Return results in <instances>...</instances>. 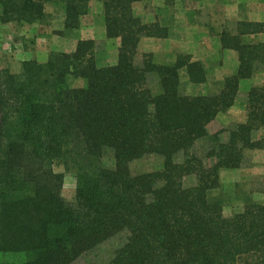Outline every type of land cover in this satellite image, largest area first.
<instances>
[{"label": "trees", "instance_id": "trees-1", "mask_svg": "<svg viewBox=\"0 0 264 264\" xmlns=\"http://www.w3.org/2000/svg\"><path fill=\"white\" fill-rule=\"evenodd\" d=\"M90 1L0 0V19L31 24L54 3L63 29L73 30ZM98 1L106 37L120 39L115 63L99 65L96 40L78 39L70 52L0 74V252L23 256L0 264H72L114 239L110 264H264V204L226 215L210 198L222 169L246 167L247 150H264V81L238 95L241 79L264 70V43L242 39L264 32V22L224 26L220 42L236 51V71L219 90L193 95L179 70L204 82L200 61L180 53L158 62L139 51L142 37L168 34L136 14L142 0ZM69 75L83 85L68 86ZM236 98L245 120L218 121ZM150 155L159 168L131 172V162ZM56 163L73 175L72 201Z\"/></svg>", "mask_w": 264, "mask_h": 264}, {"label": "rangeland", "instance_id": "rangeland-1", "mask_svg": "<svg viewBox=\"0 0 264 264\" xmlns=\"http://www.w3.org/2000/svg\"><path fill=\"white\" fill-rule=\"evenodd\" d=\"M213 0H186L180 7H174L173 3L166 4L167 11L158 7L157 0L139 1L135 4V12L149 8L160 16L167 14L169 21H174L177 17V10L190 11L191 16L182 15V22L187 23L185 29L179 27V31L175 32L174 36L180 38L177 48L172 49L175 42L169 38L165 39L167 45L163 42L158 44H146L144 41L138 46L139 51L147 52L154 47V58L158 62H171L179 53H188L187 50L192 51L196 57L204 58L205 62H201L203 67H207L210 74V80L206 88L214 87L216 81L215 75L218 69V62L215 61V48L211 40L205 39L202 35V30L205 31L211 28L208 36L214 37L218 30L224 26L233 27V21L226 22V15L218 11L212 3ZM181 2V1H180ZM198 5V8H197ZM152 7L154 8L152 10ZM192 9L196 13H191ZM63 8L60 4L46 3L45 17L43 20L34 21L31 24H20L16 22H3L0 19V74L7 71L11 74H20L22 71V63L28 59H35L39 62H45L52 52H70L75 48L78 39H93L96 40L97 46L95 57L99 65L112 64L117 59V48L120 43L118 37L105 40L99 38L103 33L104 23L101 12V3L98 0H91L89 10L80 19V26L77 29L69 30L63 29ZM1 14V9H0ZM186 20V21H185ZM190 20V21H189ZM189 22V23H188ZM229 22V23H228ZM189 26V27H188ZM184 30L187 36L182 34ZM188 31V33H187ZM213 34V35H212ZM199 37L200 40H190V36ZM214 39V38H213ZM174 43V44H172ZM168 46V47H167ZM167 47V52L166 48ZM164 48V49H163ZM165 50V51H164ZM186 50V51H185ZM208 51L210 53H208ZM228 59V58H227ZM215 61V62H214ZM218 61V60H217ZM230 62L227 63V68ZM182 77H184L182 75ZM184 83L187 81L182 80ZM81 78H76L72 75L67 77V85L70 87L83 85ZM185 86V85H184ZM203 84H191L186 88L187 92L196 93L204 90ZM242 112L241 109L236 108ZM228 111H222L219 114V119L225 121L229 117ZM107 164L112 163V157L108 153L103 157ZM161 159L158 156L150 155L142 159L135 160L130 163L129 167L132 173L150 171L159 168ZM250 161L245 168L250 167ZM54 170L64 174V181L62 186V196L68 201H72L74 197L75 180L71 172L66 171L62 164L56 163ZM254 172L244 170L243 174L239 176L223 175L221 185L210 191V198L219 200L223 206V212L226 215L242 212L244 206L249 203L264 204V169L262 167L253 168ZM241 173V172H239ZM251 176V177H250ZM258 179V180H255ZM117 240L106 241L88 251L84 255L76 259L72 264H110L109 253L112 243ZM21 253H6L0 252V263L5 261H18L22 258Z\"/></svg>", "mask_w": 264, "mask_h": 264}, {"label": "crops", "instance_id": "crops-1", "mask_svg": "<svg viewBox=\"0 0 264 264\" xmlns=\"http://www.w3.org/2000/svg\"><path fill=\"white\" fill-rule=\"evenodd\" d=\"M142 1H145V0H142ZM157 1L159 2L158 7L163 8L164 9L163 11H167V9H166L167 6H166V4H164V0H157ZM184 1H186V0H174L173 5H174V7H180V5H182ZM135 4H136V2L134 3V9H135ZM211 4L213 6H215L214 8H216L218 11H220L224 15H226V22L227 21H233L234 23L236 21L264 22V0H213ZM197 8H198V5H197ZM153 9L154 8L152 7V10ZM176 12H177L176 19L174 21H169V16L167 14L164 13L160 16L159 14H156L154 11H150L149 8L136 11V14H138L142 18L143 21H145V22L158 21L162 26H165L168 30V34L166 37H162V38L142 37L138 43V46L141 45V42H143V41L146 44L151 45V44H158L159 42L162 43V40L167 45V43L165 42V39L169 38L171 41L175 42V44L172 43V44H174L172 46V49L177 48L178 44L180 42V38L179 37L177 38L176 36H174V34H175V32L179 31L180 26H181L180 29L181 28L185 29V27L187 26L186 25L187 23L182 22V20H183L182 15H188L190 17L191 14H190V11H188V10H184V11L182 10L180 12V9H178ZM194 12L196 13V11H194V9H192L191 13H194ZM222 29H220L216 33H214V34H216V36L214 35V37L208 36L211 33V32H209L211 30V28L206 31L208 35H206L205 31L202 30V33H203L202 36L207 40L208 39L211 40L213 42L214 48L216 49L214 55H215V61L218 62L219 68L215 69L217 71V73L215 75L216 81H214V83H215L214 87L206 88L207 83L210 80V74H209L210 69L208 70L207 67L206 68L204 67L205 74H206V80L204 82H201V83L190 82L188 79V75L186 73L185 68H180V70H179L180 80L181 81L182 80L187 81V84H186V82L184 83L182 81L184 84H186V88H188V86H190L191 84H203L204 85L205 88L203 91L192 93L193 95H199V94H204L208 91L219 90L222 87L223 78L226 75L232 74L236 71L237 64H238L237 53L233 49L222 47L221 42H220V38H219V33L222 31ZM181 32L183 34L185 31L182 30ZM187 33H188V31H187ZM184 35L187 36L186 32L184 33ZM90 38L94 39V36L90 37ZM99 38H104L105 40L110 39V38L106 37L105 30L99 36ZM189 38L191 41L192 40L195 41L196 39L200 40L199 37H195L194 35L190 36ZM117 39L119 40V38H117ZM242 39L246 43H260V42L264 43V32L244 34L242 36ZM167 47L165 48L166 52H167ZM155 50L156 49L154 47H152L147 52L152 53L153 57H154ZM187 52L191 53V60H201V62L206 61V60H204V58L201 59L199 57H196V55L193 54L192 51H190V50H187ZM208 53H210V52L208 51ZM228 61L230 62L231 65H229V67L227 68ZM182 75L184 77H182ZM263 81H264V70L255 71L251 77L244 78V79H241L239 81L238 95L245 94L249 90L250 87L260 85L263 83ZM188 93H190V92H188ZM241 107H242V112H241V110L240 111L238 110V113H237L236 108L241 109ZM226 111L229 112L228 113L229 118L226 119L225 121H221L219 119V114L221 112H219L216 116V119L223 124L241 122V121L245 120L244 103L240 99L236 98V100L234 101L232 106L230 108H228ZM246 155L250 159L251 166L248 168L243 167V168H237V169H222L220 171L221 182H222L224 174L225 175L227 174L228 176L233 175V176L237 177V175L239 176V174L244 175L243 171L245 169L249 170L250 172H254V171H252L253 168L259 167V166L264 169V150L263 149L247 150ZM239 172H241V173H239ZM255 180H258V179H255Z\"/></svg>", "mask_w": 264, "mask_h": 264}]
</instances>
